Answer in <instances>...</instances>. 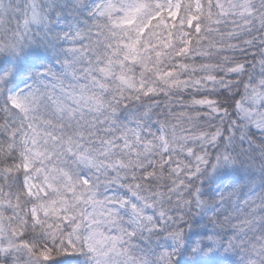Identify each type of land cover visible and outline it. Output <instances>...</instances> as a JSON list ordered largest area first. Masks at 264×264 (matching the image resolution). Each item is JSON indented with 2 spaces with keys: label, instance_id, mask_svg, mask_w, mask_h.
<instances>
[{
  "label": "snow or ice",
  "instance_id": "snow-or-ice-1",
  "mask_svg": "<svg viewBox=\"0 0 264 264\" xmlns=\"http://www.w3.org/2000/svg\"><path fill=\"white\" fill-rule=\"evenodd\" d=\"M0 264H264V0H0Z\"/></svg>",
  "mask_w": 264,
  "mask_h": 264
}]
</instances>
